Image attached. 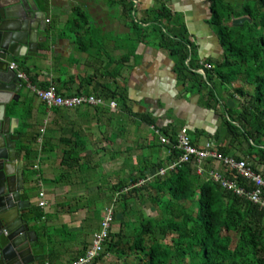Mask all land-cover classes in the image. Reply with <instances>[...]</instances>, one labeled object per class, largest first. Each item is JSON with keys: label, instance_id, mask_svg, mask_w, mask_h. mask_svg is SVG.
I'll return each instance as SVG.
<instances>
[{"label": "trees", "instance_id": "obj_1", "mask_svg": "<svg viewBox=\"0 0 264 264\" xmlns=\"http://www.w3.org/2000/svg\"><path fill=\"white\" fill-rule=\"evenodd\" d=\"M37 1L41 10L49 16L48 0ZM127 1L129 4L121 5V13L129 22L127 25L131 31L136 32L139 24L149 22L153 26L151 33L143 31V34L135 35L136 40L148 43V37L152 32H158L165 37L166 39L160 44L176 60L175 71L179 79L183 82L189 75L199 77L197 85L207 101L206 107L214 109L212 102L215 104L218 101L222 102L223 130L229 142L228 145L219 146L218 153L228 157L235 145L239 149L245 146L247 150L242 149V152L244 151V157L249 159L246 163L259 174L258 167H264V0H206L211 13L208 24L214 29L218 38L222 48V58L212 63L211 69L205 70V79L200 74L189 72L186 61L191 62L192 45L186 38V30L182 24H179L177 30L179 20L172 18L166 6L161 4L160 8L148 10L138 22L132 19L134 1ZM71 12L57 37L70 40L77 46L78 52L87 54V50L93 49L96 44L92 37L98 31L103 32L102 28L89 25L88 15L80 7L74 6ZM239 17H247L248 20L241 25H232V20ZM54 19L49 21L50 29L53 28ZM162 20L169 22V25L172 23L168 30L163 27ZM68 34H74L75 37L72 38ZM28 59L30 58L14 60L28 82L40 89L47 88L51 82L58 87H56L58 93L63 94L62 89L65 84L54 79L40 80L44 70L36 72L34 65L26 64ZM112 63L115 62L110 59L105 66ZM124 63L125 60L122 59L120 65L123 66ZM194 67L199 66L195 64ZM199 68L201 69L202 66L200 65ZM107 72L101 74L106 82L94 84L90 80L84 82L85 84L81 82L70 95L81 94L84 89L91 86V90L86 92L87 95H95L104 100H115L119 110L131 114L125 85H117L115 79L117 73L112 76ZM214 78L219 80V88L227 93V98L232 100L237 98V108L227 107L218 95ZM60 85L62 88H59ZM23 87L25 88V83ZM71 90L72 87L68 88V91ZM34 99H36L34 95L30 98L25 95L23 98L20 93L18 100L11 101L6 107L7 115L17 118L18 129L21 127V130H18L21 138L17 143V153L25 182L32 183L38 188H40L39 183L65 185V180L80 174L82 175L80 183L84 185L93 183L94 176L99 173V166L92 164L93 157L86 154L88 141L81 138L80 130H74V126H70V130L75 132L71 138L61 136L56 140L62 149L58 164L62 170L61 174L50 182L44 180L40 167L37 170L34 168L38 160V164H41L43 157H50L55 141L51 135L55 130L47 125L42 134L41 146L37 147L42 125L33 121ZM40 103L47 111L44 104ZM60 110L62 109L52 108L49 112L60 115ZM63 117L61 114L60 120ZM136 117L146 126H155L154 120L147 115H136ZM53 125L55 127V123ZM164 134L167 135V132ZM218 137L219 134L216 133L215 141ZM169 139L171 143H176L175 136L171 135ZM163 147L170 151L167 161L146 164L143 160L138 164L135 172H131L127 177L119 179L115 185L110 186V194L105 200L106 203L114 205L113 220L120 215L119 229L116 232L110 229L102 252L91 264H98L107 255L116 256L118 259L131 257L133 261L142 264H264V210L232 191H227L208 174L197 175L191 163L167 170L168 165L178 160L179 153L172 147L157 144V148ZM149 148L152 149L153 146L150 145ZM236 160L240 159L236 158ZM214 162L216 161L207 160L204 168L210 169ZM222 167L226 169L225 166ZM161 169H166L163 174H159ZM150 172L152 177L147 175ZM219 175L247 190L251 189V184L238 176L235 171L226 169ZM261 175L264 177V170ZM32 176L34 178L30 182ZM141 181L142 184H139ZM93 197L98 195L95 194ZM134 203L142 207L150 204L156 215L144 216L140 210L134 209ZM74 206L70 202L58 204L60 210L69 214L84 209L82 205ZM44 213L38 208L35 218L40 225L42 220L47 225L53 218L47 213L45 216ZM40 225L35 227L34 231L40 245L45 248L47 264H72L85 254L88 247L84 244L69 260L63 262L61 251L65 250L62 246L66 242L57 244L52 240V236L47 234V227ZM67 227L62 225L60 229L65 231ZM56 244L61 251L57 250Z\"/></svg>", "mask_w": 264, "mask_h": 264}, {"label": "crops", "instance_id": "obj_2", "mask_svg": "<svg viewBox=\"0 0 264 264\" xmlns=\"http://www.w3.org/2000/svg\"><path fill=\"white\" fill-rule=\"evenodd\" d=\"M12 1L13 0H1V4L7 5ZM89 1L90 0H48V9L50 13L49 16L46 15V18L49 21L50 19L55 18L54 20L64 23L66 19L64 21L60 19V17L64 15L61 13L62 9L64 7L67 9L69 7H74L77 3L85 5L88 8H99V4L92 5ZM130 1H134V5L137 7H141L139 10L140 18H142L148 10L160 6V3H156L154 0ZM34 2L41 11L38 1L34 0ZM164 5H167L166 7L172 14V18L179 20L177 30H179L181 24L183 25L186 30V38L192 45L193 55L190 57L191 62H188L186 65L189 66L188 69L190 73L198 75L200 74L198 70L200 69L199 67L201 64L206 63L211 65L212 63L221 60L222 48L219 45L218 38L212 30V27L208 24L211 13L209 4L206 0H165ZM96 23L98 27L102 28L103 32L113 31L116 36L124 34V37H126L129 33V41L132 38V41L134 42V45H132L133 55L130 56V58L126 59L118 56L113 59V61L117 59L116 64L112 63L107 66H104V64L100 65L109 69V72L107 73L112 74V76H115L116 73L118 74L117 78H115L116 81L120 80L119 85L117 84L118 86H121V83H123L122 85H125L129 100L128 106L131 110V114L119 110L118 107L116 110H110L105 106L95 109L79 108L67 112L65 111L64 113L60 112V115L63 114L64 116L63 119L60 120V115L47 112L49 115L48 126L55 130L51 134L55 141L53 143L54 150L50 154V157L45 158V162L42 165L40 164L43 173L42 176L45 175V178H53L54 176V178H56L61 174L62 170L58 164L62 149L61 146L57 144L56 140L61 136L71 138L75 132L70 130V126H74V130H80L81 138L88 141L86 154L93 157L92 164L98 165L99 171L104 169L105 164L111 166L114 171L121 169L124 170L127 175H130L131 172L136 171L138 164L143 160L146 161V164L164 163V161H167L170 155V151L167 148H157V150L154 148L151 149L149 148L151 144L147 135L138 133L136 129L135 132L131 131V133L129 129H121L119 126H117L119 127L117 128L115 117L112 116V114L116 116L117 113L123 114L127 118L125 121H129L130 124L139 122L142 125L144 124L138 117H136V115H147L154 120L157 128L162 129V134L167 132V135H164L168 138L171 135L176 137L179 129L185 127L188 130L192 143L196 147H201L205 143H211L217 150L219 146L228 145L229 140L227 139L226 134L222 135L223 142L220 144L218 142L221 137H218L217 141H215L216 139L214 138L216 133L219 134V129L221 127L220 123H222L221 114L224 112L222 102L218 101L216 104L212 102L211 104L214 109L206 107L205 103H207V101L198 89V81L194 80L195 76L189 75L187 80L183 82L179 79L175 71L176 60L170 56L166 48L162 47L160 44L162 40L164 41L166 39L165 37L161 36L158 32H152L149 36L150 38L148 37V43H141L136 40L135 36H130V30L127 27L129 26L127 25L128 22L118 20L115 23H109L97 19ZM143 25H150V23L148 22ZM162 33H164L163 29ZM178 33H180V31H178ZM50 44V54L48 59H44L45 61L43 60L45 64H49V62L51 63L53 58L55 61L58 60L59 62H65L68 61L73 54H75L76 57L81 54L80 65L84 68L87 67V65L93 67L87 54L76 51L70 40L56 37L54 40L51 38ZM124 49L125 48L112 45L108 50L110 54L118 55L122 54ZM129 50L130 46L128 47V51ZM38 57L40 58L41 55L39 54ZM32 59L33 58L28 59L26 64L31 66L30 60ZM122 59L126 60L122 69H120L119 62ZM195 64L199 67H194ZM65 68L66 69L62 75L60 73L54 75H46V73H44L40 78L41 80L48 81L54 79L60 81L61 84H65V87L62 89V92L65 95H69L76 90V87L79 84V79H76L75 77L88 78L93 84L96 82L104 83L107 81L105 78L101 77V74L103 75L105 72H97L94 70L91 72L88 71V73L84 74V69L79 73L78 68L75 66L67 65ZM95 68L98 69L99 66H95ZM117 69L120 70L117 71ZM202 77L205 79V75ZM213 82H216V85L219 86V80L217 78H214ZM113 83L116 82L113 81ZM70 87H72V90L68 91V88ZM59 88H62V86L60 85ZM87 90L90 91L91 86H89ZM87 90L84 89L81 94H86ZM217 92L227 107H238L237 98H234L236 102L227 98V93L222 92L219 87ZM35 112L37 111H34V114ZM95 118L98 119L95 120ZM60 121H63L64 123L62 124ZM180 122L181 124H179ZM54 123L55 127L53 125ZM145 127L150 130L149 126L145 125ZM62 128L63 130H61ZM191 134L194 135L192 136ZM242 149L247 150L245 146ZM242 149L237 148L235 145V148H232L230 156L228 157H236L240 159L237 161L247 162L249 159L244 157V151L242 152ZM145 152H147V157L144 155ZM144 157L146 158L142 159ZM148 158L150 160H147ZM222 165L223 164L221 163L214 162L210 169L206 170H212L219 174L228 169H223ZM263 170L264 167H258L260 175L263 173ZM261 176L264 179L263 175ZM64 183L66 186L44 185L41 183L39 189L44 191V189L55 188L56 192L62 190V193H65V196L63 197V200L58 203L76 202L78 206H80V203H82L83 200L91 199L95 195L85 197L86 193H84L85 191L81 192V189L85 188L87 185H84L79 181L76 184L70 180H65ZM65 187L67 188V191H64ZM45 194L48 198H51V196L53 197L50 192L46 191ZM61 196L63 195H59V197ZM103 198L105 200V197ZM83 211L84 209L72 213L73 216H77L78 219L70 218L69 215L56 214V211L52 208L51 210L47 208L46 213L53 216L49 223H57L58 221V224H55V226L50 224L53 227L58 228L62 225H67L70 231L76 232L84 226L82 223V220L85 219ZM103 214L101 213V218ZM92 233L93 231L90 232L89 239L84 238L79 234L77 238L66 242L68 248L65 252L70 253V255L73 256L74 253L78 252L84 246V244L88 247Z\"/></svg>", "mask_w": 264, "mask_h": 264}, {"label": "rangeland", "instance_id": "obj_3", "mask_svg": "<svg viewBox=\"0 0 264 264\" xmlns=\"http://www.w3.org/2000/svg\"><path fill=\"white\" fill-rule=\"evenodd\" d=\"M154 1L157 3V0H154ZM164 1L163 0H158V3H160V6H161V4H164ZM89 2L92 5L93 4H99L98 5L99 8H97V7H94V8L89 7L88 8L87 6L82 5L80 3H77L76 6L80 7L88 15V17H87L88 18V23L92 27L97 26V23H96L97 19H101V20L107 21L109 23H115L118 20L124 21V22H128V21H126L127 19L121 13V5L123 3L129 4L128 1L126 2V0H90ZM133 6H134V12H132V19H134V20L136 19V21L139 22L141 20V18L139 17V10H140L141 7L140 6L137 7L136 5H133ZM160 6H157L156 8H160ZM72 8L73 7H69L67 9L66 7H64L62 9V11H61V13H63L64 15L62 17H60V19H62L64 21L66 19V17L72 13L71 12ZM135 9H136V11H135ZM156 16H157V14H156ZM54 24H55V26H54ZM54 24H53V28L51 29V34H52L53 40L57 37V35L64 28L63 27L64 23H61V21H58V20L56 21L55 20ZM171 24L169 25V22H166L165 20H162V25H163V27L165 26V28H167V30L169 29V27H171ZM127 27H129V26H127ZM152 27H153L152 25L144 26L143 24H139V27H138L136 32L134 30L131 31L129 29L130 30L129 31L130 32V36L134 37L137 34H143V31H146V33H149L152 30ZM176 27H178V26H176ZM212 30L214 31L213 28H212ZM68 36H70L72 38L75 37L74 34H68ZM89 37H92V35H89ZM82 38L84 39V37H82ZM92 38L95 39L94 42H96V44L94 45L93 49L90 48L91 46L89 47L90 49L87 50V56L89 57L90 62L93 64V67L90 66V65H87V67L84 68V67H82V65H80V63H81V61H80L81 60V54L78 55L77 57H76L75 54H73L72 57L68 61H65V62H59L58 60L55 61L54 58H53L51 63L49 62V64H45L43 62L44 59H48V56H44V55L40 54L41 55V57H40L41 59L39 57L38 58L36 57V59L33 58L32 60H30V64L34 65L36 72H40V70H44V73H46V75H48V74L54 75V74H57V73H60L62 75L64 73V71L66 69L65 67L67 65L68 66H75L76 68H78V72L79 73L81 72L82 69H84V74L88 73V71L91 72V71H94V70H96L97 72H105L106 73L107 69L102 67V66H100L101 64H104V66H105L108 63V61L110 60V58H112V60H113L114 58H117L118 56H121L122 58H126L127 59V58H130V56L133 55V53H132L133 52V49H132L133 46L132 45H134V42L132 41V38L129 41V39H128L129 38V33H128V35L126 37H124V34L116 36L113 31L112 32H101V33L98 31V33L95 34ZM85 45H87V43ZM112 45L116 46V47L125 48L124 52L122 54H118V55L117 54H115V55L110 54L108 49ZM129 46H130V50H129L130 52L128 51V47ZM76 47L77 46L74 45V49L77 51ZM42 57H43V59H42ZM116 60L114 61L115 62L114 64H116ZM119 64H120V62H119ZM95 66H99V68L96 69ZM122 67L123 66L121 64L120 65V69H122ZM120 69H117V71H119ZM75 78L79 79V83L82 82L83 84H85L84 82L89 81L88 78L87 79H85L83 77H79V78L75 77ZM75 78H72V79H75ZM40 80H41V78H40ZM194 80H197L199 82V77L195 76ZM116 82L119 85L120 80H117ZM121 82H123V81H121ZM121 85H122V83H121ZM214 86L217 89L219 87V86L216 85V82L214 83ZM87 88H86V90H87ZM25 95H27L28 98H30V96H33L31 91H29L26 88L23 89L22 92H21V96L23 98H24ZM34 100H35V102H34L35 111H37V112H35V114H34L33 121H35L37 123H40L42 125L41 129L43 128L44 131H45L46 126L49 123V121H48V116L49 115H48L47 111L44 110V107L41 105L40 101L38 99H34ZM234 102H236V100H234ZM237 104H238V102H237ZM82 108H92V107H82ZM19 111H20V109H19ZM65 111L67 112V111H70V110H60V112H63V113ZM17 112H18V110H17ZM23 116L25 117V114ZM112 116L115 117L116 127L119 126L121 129H129L130 132L131 131L135 132V129H136V131L138 133H142V134L147 135L149 137V141H150L151 146H153V148L157 150V144H159L158 143V137L154 134L153 131L147 129L145 127V125H142L139 122H136L137 124L136 123L135 124H130L129 121H125V120H127V118L123 114L117 113L116 116L113 115V114H112ZM97 119L98 118H95V120H97ZM119 120H120V122H119ZM179 124H181V122ZM220 126L221 127L219 129V137H221V138H220V140L218 142L219 144L223 142L222 135H225V131L223 130V124L220 123ZM119 127H117V128H119ZM18 130H21V127ZM191 135L193 136L194 134H191ZM37 147H38V144H37ZM147 152L144 153V155H146V157H147ZM147 160H150V159L148 158ZM38 162H39V160H38ZM44 162H45V158L43 157L41 159V165ZM137 169H138V167L136 168V170ZM98 171H99V169H98ZM41 173H42V171H41ZM92 174H93V172H92ZM42 175H43V173H42ZM79 175L80 174H78L77 176H75V175L71 176V179H69V180L71 182H75L77 184V182L80 181V178H82V175H80V176ZM147 175L151 176L152 173L151 172L147 173ZM127 176L128 175H127V173L124 170H121V169L119 170L118 169V170L114 171V170H112L111 166L104 164V169L99 171V173L94 176L95 181L93 183L87 184L86 188H88V189H86V188L81 189L82 190L81 192L85 191L84 192V193H86L85 197L97 194L99 199H98V197L97 198L92 197L91 199L87 198L88 200H85V201L83 200L82 203H80V206L82 205L83 208H84L83 215H84V218H85V219L82 220V223H83L84 226L80 230L74 232V231H70L69 228L67 227V229L65 231H63V230L60 229V227H58V228L53 227L52 225L55 226V224H58V221H57V223L50 222V223H48L46 225L45 222H43L44 220H42L41 225L47 227L46 228V229H48V233L47 234L51 235L52 236V240L54 242H57V244L62 243V242L72 241L74 238H77L79 234L82 235V237L89 239V234H90L91 231H93V233L91 235V238H90V242H91L93 234L95 232L99 231V229H100V218H101L100 216H101V213L103 214L106 211V209H108L109 207L113 208V206H114L113 204L106 203V200H104L103 197H106L107 195L110 194V186L115 185L118 182L119 179L125 178ZM45 177L46 176L44 175L43 176L44 180H47V181H50V182H51L52 179H54V176H53V178H45ZM33 178H34L33 176L30 177V179H29L30 182L33 180ZM149 180H151V178H149ZM44 185H46V184H44ZM49 185H52V184H49ZM64 186H66V185H64ZM98 188H99V192L97 193V189ZM40 190L41 189H39L37 186L35 187L32 183H28V187H27V191H26L27 193L26 194L28 195V197L33 198V202H35V205L37 203V199L39 198ZM46 191L50 192V194L53 195V197L50 195L52 199L48 198L46 196V194H45ZM64 191H67L66 187H65ZM42 192L44 194V201H46V203L48 202L46 204V207L48 209L51 210V208H52V209H54V211H56V214L58 213L60 215H62V214L63 215H69L70 218L78 219L77 216H75V215L73 216V214H69V213L64 212V211H62V210H60L58 208V204H62V203H58V202L63 200V197L65 196V193L63 194L62 190L60 192H56L55 188L54 189L51 188V189H47V190L44 189V191H42ZM57 193L59 195H63V196L59 197V195ZM100 197H101V199H100ZM102 198H103V200H102ZM71 204L75 205L76 202H72ZM75 206H78V204H76ZM133 207H134V209L140 210L144 216H147V215L155 216L156 215V212L152 209L150 204H146V205H144L142 207V206H139L138 203H134ZM47 208H45V211H44L45 212L44 213L45 216L48 214V213L46 214ZM119 219H120V215H117L116 216V220L112 221L111 226H110V229L112 231H115V232L118 231V229H119ZM50 224H52V225L48 226ZM66 231H67V233H66ZM57 244L55 246L57 247V250H59L58 249L59 246ZM70 246H71V244H70ZM62 247H64L63 249L66 250L68 248L67 243H65ZM65 250L64 251L63 250L62 251L59 250V251L63 252L62 255H61L62 261L64 259L63 262H66L67 260H69L72 257L70 255V253H66ZM98 264H142V263H138L137 261H133V258H131V257L128 258V259H118L116 256L107 255Z\"/></svg>", "mask_w": 264, "mask_h": 264}, {"label": "water", "instance_id": "obj_4", "mask_svg": "<svg viewBox=\"0 0 264 264\" xmlns=\"http://www.w3.org/2000/svg\"><path fill=\"white\" fill-rule=\"evenodd\" d=\"M247 20V17H239L232 20V25H241ZM45 24L46 14L39 11L34 0H13L7 5H2L0 0V222L6 226L7 233L0 232V264H14L18 257L25 264V256L20 253L25 249L32 255L42 252V248L30 249L37 241L36 232L30 230L32 224L26 221L32 216L17 218L19 211L30 207L28 200H21V195L25 194L22 185L17 189L9 188L15 168H20L21 164L16 163L15 155L19 136H13L19 120L6 115V107L17 100L14 96L22 87L9 64L15 59L37 57L38 44L45 42L44 37L48 35ZM18 174L21 176L20 172ZM7 193L9 195H5Z\"/></svg>", "mask_w": 264, "mask_h": 264}, {"label": "built area", "instance_id": "obj_5", "mask_svg": "<svg viewBox=\"0 0 264 264\" xmlns=\"http://www.w3.org/2000/svg\"><path fill=\"white\" fill-rule=\"evenodd\" d=\"M49 22V20H46ZM188 61H186V65ZM202 68L198 72L204 76L205 70H209L211 65L201 64ZM9 68L16 71L17 78L25 83V88L31 91V93L44 104L47 111L49 112L52 108H58L62 110H74L82 107H107L110 110H116L118 105L115 100H104L95 95L87 94H75V95H65L60 94L57 91L56 86L53 83H49L47 88L40 89L36 86L31 85L25 74L20 71L15 62L9 64ZM150 130L158 137V142L160 145L165 147H172L179 153L178 160L167 166V170L174 169L176 166L181 164L191 163L194 167L195 173L202 176L203 174H208L212 177L214 181L219 182L221 186L227 191H232L239 197H243L250 201L251 203L258 205L260 209L264 210V180L262 176L254 172L245 161H237L232 157H224L211 143H205L201 147H196L191 141L188 134V130L185 127L179 129L176 135V143H171L170 139L162 134V132L155 126H149ZM40 133L44 134V129H40ZM42 143V135L37 141L38 147L40 148ZM207 160H215L217 163L223 164L228 170L235 171V173L243 178L247 183L251 184V189L247 190L245 187L238 186L233 181H229L222 178L218 173L212 170H206L204 168L205 162ZM40 167L38 162L34 166L37 170ZM165 169V170H166ZM164 169L159 171V174H163ZM142 184V181L139 183ZM138 184V185H139ZM41 187V183H39ZM39 198L37 199V207L45 211L46 201H44V194L42 190L39 192ZM113 221V208L109 207L104 212L101 221L100 229L95 232L92 236L91 242L85 254L79 259L72 262V264H91L102 252L105 242L108 239V234L110 231V226Z\"/></svg>", "mask_w": 264, "mask_h": 264}, {"label": "flooded vegetation", "instance_id": "obj_6", "mask_svg": "<svg viewBox=\"0 0 264 264\" xmlns=\"http://www.w3.org/2000/svg\"><path fill=\"white\" fill-rule=\"evenodd\" d=\"M41 12H44V11L41 10ZM46 20H47V18H46ZM49 23L50 22H46V24H45V32L48 35H47V37H44L45 42L38 44L37 56L39 54H42L44 56H49V54H50V45H51L50 41H51V38H52V34H51V29H50V24ZM39 38H42V36L39 37ZM41 46H43V47H41ZM27 58H30V57H27ZM20 82H21V86H22L21 87V91H22L25 88L23 87L22 81H20ZM21 91H20V93H21ZM19 94L17 96H14V98L18 99ZM6 115H7V110H6ZM16 135L19 136V139L15 142V155H16V163H19L20 160H19L18 153H17V150H18L17 143L20 140L21 136H20V133L18 131V128L15 129L14 133H13V136H16ZM21 166L22 165H20V168H19V166H17L15 168V175L13 176L12 179H10L9 188L17 189L18 187H20V185H22L23 190L25 191V194L21 195V200H28L29 204H30V207L28 209L19 211V216L17 218H20V217H23V216H32L31 218H29L26 221H27V223L32 224L30 230H34L35 227L40 225V222H38L37 219L35 218L36 217V213L38 212L37 203L35 205V202H33V198L28 197V195L26 194L27 193L26 191H27L28 183L25 182V178H24V174H23V170L21 169ZM13 172H14V169H13ZM19 172L21 173V176H20V174H18ZM3 190H5L4 186L2 188V191ZM5 195H9V194L7 193ZM0 232L4 233L5 235L7 234L6 233V226L4 225V223L2 221L0 222ZM39 242L40 241H39L38 236H37V241L30 245V249L31 250L32 249H37L38 250L39 248H42V252H40V253H38L36 255H32V253L29 252V251H26V249L24 251L20 252L21 255L23 253L22 257L25 256V264H47V262H46L47 254L45 252V248L42 245H40ZM16 259H19V260L14 262V264H19V263L22 264L19 257L16 258Z\"/></svg>", "mask_w": 264, "mask_h": 264}]
</instances>
